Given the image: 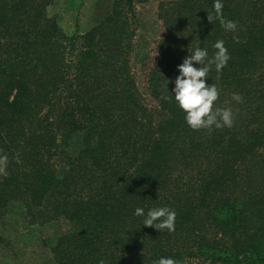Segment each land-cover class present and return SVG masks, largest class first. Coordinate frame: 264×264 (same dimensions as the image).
Here are the masks:
<instances>
[{"label":"trees","instance_id":"trees-1","mask_svg":"<svg viewBox=\"0 0 264 264\" xmlns=\"http://www.w3.org/2000/svg\"><path fill=\"white\" fill-rule=\"evenodd\" d=\"M52 2L0 0V214L15 201L31 224L64 219L54 264H264V0H223L236 32L208 21L214 0L160 2L164 34L146 77L153 106L129 61L136 0H112L70 35L48 15ZM217 40L230 59L206 83L234 123L193 130L163 98L165 81ZM154 206L175 210L174 231L133 214Z\"/></svg>","mask_w":264,"mask_h":264},{"label":"rangeland","instance_id":"rangeland-1","mask_svg":"<svg viewBox=\"0 0 264 264\" xmlns=\"http://www.w3.org/2000/svg\"><path fill=\"white\" fill-rule=\"evenodd\" d=\"M170 0H136L139 19L130 61L144 104L155 102L148 96L146 77L157 54V43L164 34L158 18L160 2ZM112 0H53L48 15L55 18L67 34L82 33L111 11ZM68 228L64 219L31 224L19 204L10 202L0 214V264H54L50 245Z\"/></svg>","mask_w":264,"mask_h":264},{"label":"clouds","instance_id":"clouds-1","mask_svg":"<svg viewBox=\"0 0 264 264\" xmlns=\"http://www.w3.org/2000/svg\"><path fill=\"white\" fill-rule=\"evenodd\" d=\"M223 0H214V15L207 16L208 21L219 20L226 32H236L237 23L226 19L223 15ZM236 39V37H234ZM215 52L209 56L206 48L196 46L191 53L185 56L180 64L177 65L178 74L174 80L166 79L165 88L171 96L164 99H172L177 106L184 112V120L193 130L208 129L213 127L219 129L223 127L231 128L234 123L231 108L213 107L214 102L219 97V90L213 83H206L212 67L220 73L226 66L230 55L225 47L223 40H217L213 44ZM194 62L198 66H194ZM173 84L171 92L168 89L169 83ZM233 100L240 102L241 97L238 93H233ZM7 156H0V175H7L6 166ZM135 216L144 217L143 225L152 226L160 231H174L176 212L168 206H154L145 212L144 207L134 209ZM97 264H105L103 259L98 260ZM153 264H177L172 257H159Z\"/></svg>","mask_w":264,"mask_h":264}]
</instances>
